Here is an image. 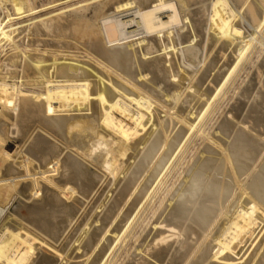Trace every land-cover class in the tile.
Listing matches in <instances>:
<instances>
[{
	"label": "bare ground",
	"instance_id": "6f19581e",
	"mask_svg": "<svg viewBox=\"0 0 264 264\" xmlns=\"http://www.w3.org/2000/svg\"><path fill=\"white\" fill-rule=\"evenodd\" d=\"M36 1L0 0V263L264 264V0Z\"/></svg>",
	"mask_w": 264,
	"mask_h": 264
},
{
	"label": "rangeland",
	"instance_id": "374dc122",
	"mask_svg": "<svg viewBox=\"0 0 264 264\" xmlns=\"http://www.w3.org/2000/svg\"><path fill=\"white\" fill-rule=\"evenodd\" d=\"M52 1L53 0H37L36 2L38 3V4H41V3H45L46 5H44L43 6V8L45 9V10H47V12L45 11V10H42L43 8H41L40 7V9H39V11L37 12V13H40V14H45L46 15V13H47V15L48 14H50V12H59V11H65V12H68V13H70V11L71 10H73L74 9V7H77V6H82L86 1H88V0H54V2L52 3ZM98 0H89V2H91V9L87 12V14H88V16L89 17H93L94 16V7H96L98 4H99V2H101V0H99L98 2H97ZM103 1V0H102ZM104 1H106V0H104ZM41 2V3H40ZM96 2H97V4H96ZM74 3V6H72V4ZM75 3H76V5H75ZM71 4V5H70ZM95 4V5H94ZM70 5V6H69ZM92 5H93V7H92ZM199 5L200 4H198V5H194V6H192V8L193 9H199ZM47 6V7H46ZM50 9H52L53 11H51ZM50 12H49V11ZM93 11V12H92ZM42 12V13H41ZM44 12V13H43ZM29 18H31V15H20V16H18V17H16L15 18V20H18V19H24L25 20V22H26V20H27V22H29ZM5 20L7 19V16H5V18H4ZM79 57H81V58H83L84 57V55H79ZM86 58V57H85ZM254 61H257L256 60V57H254ZM253 68H254V65H253V63H249L246 67H245V69H243L242 70V72H241V75H240V77L238 78V80H237V84L238 85H243L246 81H247V79H248V74L253 70ZM237 91H238V89H236L235 90V94L237 93ZM234 93V92H233ZM8 143H7V148H8V150H11V151H13V152H16V151H18L19 149H20V144H21V142H20V140L19 139H17V138H10V140L8 139ZM23 157H25L24 155H22ZM53 162H56V161H53ZM35 186H37L38 187V185H35ZM34 186V187H35ZM18 196L17 195H15L14 197H12V198H10L9 200H8V202H6V203H4V204H0L1 206H0V226L2 225V222H4L5 221V219H6V217L8 216V215H10L11 213H14L15 212V208H16V206L18 205V203H19V200H18V198H17ZM3 206V207H2ZM6 206V207H5ZM15 207V208H14ZM4 211V212H3ZM6 213H7V215H6ZM86 211L85 212H81V214H80V212L77 214V216H79V217H77V219H78V221H80L81 220V217L83 218L86 214ZM80 214V215H79ZM83 214H84V216H83ZM6 215V216H5ZM5 218H4V217ZM4 218V219H3ZM4 220V221H3ZM132 243H133V241H129V243H128V245L127 246H125L124 248H123V250H122V253L121 254H123V256L121 257V259H123V257H124V252L125 251H127V250H130L131 249V245H132ZM131 244V245H130ZM126 248V249H125ZM0 264H2V262L0 263Z\"/></svg>",
	"mask_w": 264,
	"mask_h": 264
}]
</instances>
